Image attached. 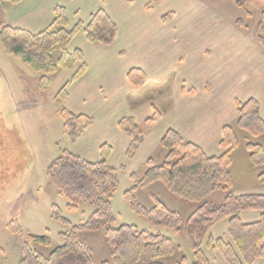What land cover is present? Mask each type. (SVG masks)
<instances>
[{
    "label": "trees",
    "instance_id": "16d2710c",
    "mask_svg": "<svg viewBox=\"0 0 264 264\" xmlns=\"http://www.w3.org/2000/svg\"><path fill=\"white\" fill-rule=\"evenodd\" d=\"M5 1L15 3L20 0H0V42L8 53L18 55L43 74L40 79L42 88L47 87L49 74L59 68H72L78 60L83 61L81 51H68V44L80 25L74 29L66 28L68 19L62 7L56 8L55 18L47 28L34 34L8 24ZM236 3L243 5L242 0H236ZM237 24L246 25L242 18L237 20ZM85 31L88 40L106 45L114 43L118 34L115 21L104 8L91 16ZM257 40L264 48V13ZM57 51L58 56L55 54ZM84 69L86 64L82 63L73 79L82 75ZM128 77L134 86H140L146 74L141 69H132ZM237 110L235 123L227 124L223 129L222 155L210 156L177 130L168 129L160 142L165 151L164 158L161 161L148 158L143 177L125 193L135 212L157 227L172 229L186 236L196 259L194 264H211L205 254L206 245L220 249L228 264H256L264 257V195L235 194L231 172L232 152L241 142V131L247 133L244 138L251 158L256 160L257 157L262 162L264 151L255 139L264 136V119L256 99L238 101ZM158 115L147 119L144 125L135 123L132 117H124L120 121V128L131 139L127 152L129 157L143 143L145 130L152 127ZM63 116L66 133L72 141L77 140L94 121L89 116L76 115L66 109ZM47 175L60 194L67 198L68 210L76 211L83 205L92 210L84 222L75 224L53 204L52 217L67 228L60 232L62 243L46 254L42 249L52 244V238L27 233L19 264H95L94 251L79 238L80 233L104 235L110 259L99 264H135L144 257L148 264H185L187 256L181 253L182 249L173 237L161 231L152 232L136 225L118 223L112 203L119 185L118 170L109 165L107 159L92 162L65 149L50 163ZM156 181L164 182L180 198L196 204L188 218L184 219L179 211L171 209L162 200L157 199L148 208L135 199L133 194L139 187ZM247 210L262 211L260 220L244 223L239 214ZM223 219L229 220L230 243H225L222 238L214 239L209 234L212 227ZM12 231L24 233L18 222Z\"/></svg>",
    "mask_w": 264,
    "mask_h": 264
},
{
    "label": "crops",
    "instance_id": "0c3cea01",
    "mask_svg": "<svg viewBox=\"0 0 264 264\" xmlns=\"http://www.w3.org/2000/svg\"><path fill=\"white\" fill-rule=\"evenodd\" d=\"M81 4L88 8L87 24L104 8L118 34L110 45L85 37L87 71L66 79V107L92 117L94 124L88 128L109 136L113 151L127 154L131 144L120 121L132 117L141 124L155 108L162 113L153 128L158 144L168 129H175L210 156L224 153L223 129L237 120L238 101L256 99L264 119V48L257 40L258 29L249 32L237 24L239 18L225 16L204 0H20L6 7V20L36 34L53 22L58 6L80 10ZM132 69L145 72L142 85L130 82ZM156 90L165 100L157 101L149 93ZM256 141L264 151V136ZM147 143L145 139L143 147ZM242 147L232 152L235 194L264 195V158L263 172L255 177L250 154ZM239 215L244 223H253L262 211ZM219 225L221 233L212 234L214 239L222 232L228 236L229 220H221L212 231ZM256 264H264V257Z\"/></svg>",
    "mask_w": 264,
    "mask_h": 264
},
{
    "label": "rangeland",
    "instance_id": "374dc122",
    "mask_svg": "<svg viewBox=\"0 0 264 264\" xmlns=\"http://www.w3.org/2000/svg\"><path fill=\"white\" fill-rule=\"evenodd\" d=\"M204 1L229 18H242L246 29L254 34L263 19L264 0H242L243 5H238L236 0ZM85 4L90 5L89 1ZM9 5L10 1H5V7ZM58 7H62L68 19L66 28L74 29L80 25L67 48L71 53L81 51L83 61L78 60L72 68H59L49 74V83L45 89L40 86L43 74L34 70L18 55L8 53L0 42V264H19L27 233L52 238V244L42 249L46 254L62 243L60 232L67 228L52 217L53 204L57 205L63 215L75 224L87 219L92 209L83 205L79 210H68L67 198L60 194L47 175L50 163L65 149L92 162L107 159L109 165L118 170L119 185L112 199L113 211L118 223L136 225L140 229L152 232L161 231L173 237L180 245L181 253L187 256L185 264H194L196 259L184 234L155 226L148 218L135 212L125 196L135 182L143 177L146 171L145 161L150 157L161 161L165 156L161 143L158 144L156 140L157 131L153 132V128H157V123L162 117L161 111L155 108L153 114L146 116L141 124L134 119L135 123L144 125L147 119L159 114L152 127L145 130L144 140H148L147 145L143 147L142 143L136 153L130 157L126 153L121 154L120 150L113 151L112 142L108 141L109 136L98 129L90 131L87 127L77 140L69 139L65 130L63 110L76 113L66 107L67 88L62 91L67 87L66 79L71 76L72 80L81 69L82 63L87 62V55L83 51V47L86 51V46L83 42L87 37L85 28L87 18L90 16L86 15L88 8L83 4L80 10L77 9L78 6L76 10L72 7ZM81 33L85 35H78ZM87 49L90 51V48ZM55 54L58 56V51ZM86 71L84 69L83 73ZM149 93H153L152 96L157 101L165 100L164 93L157 90ZM245 136L247 133L241 131L238 148L243 146L242 148L250 154V150L246 147ZM251 163L254 176L263 172L262 164L257 157L256 160L251 158ZM133 195L148 208H151L157 199L162 200L171 209L179 211L184 219L188 218L196 207L194 202L186 201L170 191L162 181L141 186ZM16 222L23 228V234L12 231ZM221 226L223 225H219L213 231L212 227L210 236L221 233ZM79 235V238L93 249L95 264L110 259V250L103 234L80 233ZM218 238H222L225 243L231 241L230 236H224L223 232ZM209 249L212 251L209 252ZM205 254L209 263L225 264L220 256L222 254L220 249L206 245ZM135 264H148V260L144 257Z\"/></svg>",
    "mask_w": 264,
    "mask_h": 264
}]
</instances>
